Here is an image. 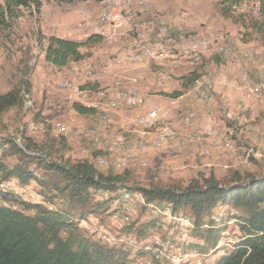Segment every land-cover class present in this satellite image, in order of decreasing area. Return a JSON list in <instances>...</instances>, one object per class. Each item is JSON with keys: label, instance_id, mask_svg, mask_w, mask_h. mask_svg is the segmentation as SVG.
<instances>
[{"label": "rangeland", "instance_id": "374dc122", "mask_svg": "<svg viewBox=\"0 0 264 264\" xmlns=\"http://www.w3.org/2000/svg\"><path fill=\"white\" fill-rule=\"evenodd\" d=\"M15 1L0 0V93L20 83L25 74L32 88L27 95V107L11 109L0 117V139L19 137L21 127L28 128V135L37 141L47 132L62 135L70 145L67 156L90 159L104 173H130L119 190L97 194V199L108 201L109 209L81 221L80 227L87 237L107 248L131 250L129 264H154L151 255H136V251L164 245L179 234L178 230L139 203L131 204L128 214L124 190L134 186L166 187L173 183L185 186L192 179L211 175L227 183L237 170L264 174V81L257 78L258 71L264 74V39L243 24V20L257 19L264 13V0H146V6L139 5L138 0H39V8L34 0L28 6L17 5ZM112 3L125 10L134 9L132 21L124 24L101 21L100 15ZM227 7H231V16L226 13ZM162 25H168L175 33L208 39L211 44L204 59L193 64L176 49L156 50L135 58L132 48L139 34L153 40ZM37 33L79 41L99 33L104 39L82 47L86 55L83 60L56 67L37 46ZM247 49L256 55L250 61L243 58ZM107 57L112 62H122L116 65L130 62L141 67L148 62L147 82L152 83L151 91L147 92L149 97L145 98L138 87L142 79H126L127 72L106 75L104 80L98 78L96 61ZM242 71L251 73V87L242 81L240 87L236 86L235 78ZM151 73L155 74L153 78ZM192 77L197 79L190 84L188 80ZM254 83L257 90L250 91L255 88ZM88 86L92 90L89 100H96L97 107L94 113L79 114L73 103L79 101L80 91ZM225 87L234 92L231 99L225 96ZM118 91L130 93L137 104L129 107L120 103L113 107L110 100ZM178 91L182 92L178 97L165 95ZM153 108L161 115L160 120L155 126L142 125L139 119ZM59 123L68 128L65 134ZM30 124L43 128L31 131L27 126ZM118 139L123 140L121 146L116 145ZM155 140L160 141L158 146L153 143ZM15 162V157L9 159L10 164ZM36 173L42 178L47 175L41 169ZM20 188L27 199L30 194L42 195L35 180ZM45 203L73 214L86 209L67 196ZM215 210L224 212L225 220L230 215L228 207L219 206ZM178 211L192 216L188 206ZM152 218L158 224L143 239L132 235L134 230L131 234L123 233L126 225L135 222L138 227ZM190 232L193 230L186 233ZM196 232L194 229V235L186 237L188 247L201 248L206 257L204 264H213L219 258L215 245L223 235L219 233L216 239V231L205 237ZM236 233V229H231L232 236ZM121 238L126 242H119ZM178 253V249H167L168 255Z\"/></svg>", "mask_w": 264, "mask_h": 264}, {"label": "trees", "instance_id": "16d2710c", "mask_svg": "<svg viewBox=\"0 0 264 264\" xmlns=\"http://www.w3.org/2000/svg\"><path fill=\"white\" fill-rule=\"evenodd\" d=\"M32 1L15 2L28 6ZM34 1L39 8L40 1ZM226 13L231 16V7H227ZM243 22L245 27L253 29L264 39V13L257 19ZM103 39L99 33H92L82 41L37 33V46L44 51L48 62L64 67L86 57L82 47ZM25 76L20 83L0 93V117L11 109L22 110L25 107L32 88L28 74ZM196 79L189 78L188 82L193 84ZM165 95L178 97L182 92ZM73 107L79 114L95 111L78 102H74ZM19 132V137L0 139V264H129L131 250L107 248L87 237L80 227L81 221L89 215L109 209L108 201L97 199V194L119 190L121 184L129 179V171L104 173L90 159L67 156L70 145L65 136L47 132L42 140L37 141L28 135L25 127H21ZM11 157L16 158L13 164L9 163ZM39 169L47 174L45 178L37 175ZM32 180L42 188V195L37 193L41 201L21 199L20 187ZM5 184L10 188L6 189ZM45 188L50 191H45ZM125 191L143 196L147 203L142 206L148 210L150 205H170L174 213L190 217L196 233L202 237L216 231L217 239L219 233L223 235V232L237 229L240 234H234L237 238L232 248L213 264H264V174L237 170L227 183H221L211 175L192 179L185 186L175 183L166 187L134 186ZM62 196L86 206V209L73 214L68 209H54L45 203H53L54 198ZM186 206L193 217L178 211ZM219 206L230 210V215L227 214V219L220 225L213 218ZM156 224L158 221L154 218L145 219L138 227L132 222L123 227V233L131 234L134 230L132 235L136 234L134 236L140 240ZM195 249L202 251L201 248ZM148 252L141 248L136 255H150Z\"/></svg>", "mask_w": 264, "mask_h": 264}, {"label": "bare ground", "instance_id": "6f19581e", "mask_svg": "<svg viewBox=\"0 0 264 264\" xmlns=\"http://www.w3.org/2000/svg\"><path fill=\"white\" fill-rule=\"evenodd\" d=\"M112 10H113V3L109 6V9L108 10H105V12H112ZM135 14H136V12L134 11V16H135ZM188 33H190V32H188ZM155 35H161V28H159V30L155 32ZM106 37H107V35H106ZM150 41L151 40L146 39L143 34H139V37L135 41L132 50H134V51H143L144 50V45H147ZM205 42H208V39H200V38H198L196 36V34L177 35V40H174L171 43V51L173 49H176L178 51H189L192 47H194L195 44H201V43H205ZM207 49H210V46H208L207 48H203L200 52H198L197 59H194V55H191V54H181V55L183 57H185L186 59H188V61H190L191 63L197 64V62H199L200 60L204 59V56L207 53ZM214 52L215 51H213V53ZM222 52H225V50H222ZM155 53H157V52H155ZM138 63H140V61ZM89 72H91V71H89ZM86 75H88V74H86ZM250 77H251V75L247 71H242L241 72V75L238 78H235V79H237L236 80V83H235L236 86L237 87H240V84H241L240 81H242L243 83L246 84V86L251 87L253 85V83H252V80L253 79H249ZM89 78H90V76H89ZM89 86L88 87H85L84 89H82L80 91V93H79L80 94V99H78L79 101L78 100L77 101H78L79 104L84 105L86 107L95 108V107H97L96 102H95L96 100L95 101H92V100L90 101L89 100V93H90V91H92L89 88ZM254 86H255V88L254 89L253 88H250V91L257 90V87H256L255 83H254ZM121 92H127V91H121ZM128 94H130V93H128ZM110 102H111V105L113 107L116 106V105H118V104H120V103H125L129 107L135 106V105H132V104H128V98H127V96H119V93H117L110 100ZM25 107H27V101L25 103ZM150 110L151 109H149L148 111H150ZM147 112H145L144 114H146ZM144 114H143V116H144ZM143 116H141V118L139 119V122L142 125L148 127V126L154 125L157 121H159L161 115H159V112L157 111V112H153V113L148 114L144 118H143ZM27 126H29V129L31 131L34 130L35 128H41V129L43 128V125H38V124L37 125L30 124V125H27ZM58 126L60 127V130L65 134L66 131H67V129H68L66 127V125H62L61 126V123H59ZM26 129H28V128H26ZM206 133H210V130H206ZM153 143L156 146H158V144H160V141L159 140H155ZM122 144H123V140L122 139H118L116 141V145L117 146H121ZM4 187L6 189H9L10 188V186L7 185V184H5ZM15 193H16V195H18L17 190H15ZM124 194H125V197L123 198V201L125 203H127L128 214H130V211H131V204L137 203V205H138V203H139L141 205H145V203H147V202H144L143 196L139 195L138 193H131L130 191H126V193H124ZM21 199L22 200H27V197L26 196H23ZM28 199H34V200H37V201H41L39 195L36 194V193L35 194H30V198H28ZM131 199H133V200L130 201ZM148 208H149V211H151L154 215L160 216V217L168 220L169 221L168 223L170 225H173L176 228V230H178L176 232L179 233L177 236H175L176 238L174 237L173 239L168 240L169 242H167L164 245H158V246H155L154 248L146 247L147 249H149V252H150V255L152 257V260L154 262L156 261L157 263L159 262L160 264H204L205 258H206L205 255H204V252L203 251H199V250H197L195 248H192V247H188L187 246L188 244L186 243L187 241L185 239H181V236H180V233H186L187 231L194 229V226H193V223H192L191 218L190 217H187V216L179 215L177 213H174L173 210H172V208H171V206L170 205H167V204H162L160 206L150 205ZM161 208H164V209H167V210H161ZM224 216H225L224 215V212H222L221 210L216 211L213 214V218H214L215 223L218 224V225H220L221 222H223L225 220L224 219ZM236 238L237 237L235 235L232 236L228 232H223V238L219 241V243H217L215 245V252H217L219 254V257L225 255L232 248V246L234 245V242H235ZM153 241H155V240H153ZM119 242H121V243L122 242H126V239L121 238L119 240ZM117 243H118V241H117ZM148 244H151V243H148ZM143 245H144V242H143ZM168 247H172V249H178V252H179L178 255H176V256H174V255H168L167 254ZM189 257L192 260H198V261H188V258ZM170 258H176V262L173 261ZM156 262L154 264H157Z\"/></svg>", "mask_w": 264, "mask_h": 264}, {"label": "built area", "instance_id": "2783aa9c", "mask_svg": "<svg viewBox=\"0 0 264 264\" xmlns=\"http://www.w3.org/2000/svg\"><path fill=\"white\" fill-rule=\"evenodd\" d=\"M104 1L105 0H103V2ZM138 4L146 6L147 1L138 0ZM100 16H101L100 17L101 21H105V22H110L114 24L130 23V21H132V19L134 18V9L130 8L129 10H125L119 4L113 3L112 12L104 11L102 15ZM160 28H161V35H155L153 40H151L147 45H144L143 51H134L135 58L139 59L140 54L148 55V53L151 54L156 50H162V51L170 50L171 51V43L174 40H177V35H184V34H181L180 32L175 33V31H173L168 25H162ZM210 44L211 43L208 40V42H205V43L195 44L194 47H192L189 51H179V52L181 54L194 55V59H197L198 52H200L203 48H207L208 46H210ZM249 79H252V77H250ZM117 93H119V96H127L128 104H132V105L137 104L135 97H133L131 94H128V92L118 91ZM157 111L158 110L156 108H153L150 111H148L146 114H144L143 118L146 117L148 114L157 112ZM161 210H167V209L161 208ZM236 232H237L236 234H240L237 229H236ZM190 235H194V229H193V232H190V233H180L181 239H186V237ZM170 259L176 262V258H170ZM188 261H198V260H192L189 257Z\"/></svg>", "mask_w": 264, "mask_h": 264}, {"label": "crops", "instance_id": "0c3cea01", "mask_svg": "<svg viewBox=\"0 0 264 264\" xmlns=\"http://www.w3.org/2000/svg\"><path fill=\"white\" fill-rule=\"evenodd\" d=\"M249 50V51H248ZM245 54H243V58L245 61H250L252 59H254L256 57L255 53L253 50L251 49H247L244 51ZM169 61V60H167ZM159 61L158 64H161ZM115 63H122L120 61H111L109 57L105 58H101L99 60L96 61V75L98 76V78H100L101 80L106 79V75H119V74H126V72L128 74H126V79H130V80H137L142 79L141 82L138 83V87L140 89V91H142V94L145 98L149 97L147 96V92L151 91L152 89V83H148L147 81L148 79V75H149V71L147 69H149V67L147 68L148 62H146L145 65H142L141 67L132 64L130 62L128 63H123L125 65L119 64L116 65ZM170 63V61H169ZM251 67H256L255 65H252ZM151 68V65H150ZM162 68V67H161ZM164 69V68H162ZM101 72H105L107 74L101 73ZM252 73L255 74V70L252 69ZM251 74V73H250ZM150 76H152L151 78H153V76H155V74L151 73ZM256 76V74H255ZM257 78H259V82L264 81V74L263 71H258L257 72ZM110 77V76H109ZM108 78V77H107ZM258 82V83H259ZM225 96L227 98H232L233 97V93L231 90H229L228 88L225 87ZM153 91V90H152ZM150 97L152 98L153 96L150 95ZM150 101V100H148ZM223 207V206H222Z\"/></svg>", "mask_w": 264, "mask_h": 264}]
</instances>
